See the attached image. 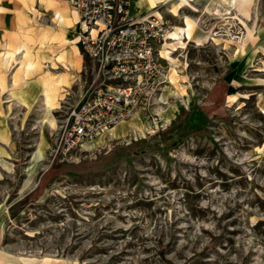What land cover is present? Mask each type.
Returning <instances> with one entry per match:
<instances>
[{
  "label": "rangeland",
  "instance_id": "obj_1",
  "mask_svg": "<svg viewBox=\"0 0 264 264\" xmlns=\"http://www.w3.org/2000/svg\"><path fill=\"white\" fill-rule=\"evenodd\" d=\"M174 2L152 6L159 18L142 15L169 21L170 32L191 16L192 36L206 43L182 45L169 62L164 40L161 91L120 122L136 126L119 137L115 125L63 155L61 126L96 70L75 13L69 0H0V256L264 264V0L237 3L238 16L218 24L186 6L174 16ZM61 8L69 25L54 19ZM26 62L35 66L23 76ZM43 81L57 82L54 103L43 100ZM154 115L158 130L148 127ZM87 142L96 150L84 151Z\"/></svg>",
  "mask_w": 264,
  "mask_h": 264
},
{
  "label": "built area",
  "instance_id": "obj_2",
  "mask_svg": "<svg viewBox=\"0 0 264 264\" xmlns=\"http://www.w3.org/2000/svg\"><path fill=\"white\" fill-rule=\"evenodd\" d=\"M135 0H69L77 16V42L96 70L80 100L69 108L56 152L107 135L115 125L147 110L164 83L160 47L172 25L138 14ZM165 79V78H164ZM148 127L163 125L158 116Z\"/></svg>",
  "mask_w": 264,
  "mask_h": 264
},
{
  "label": "bare ground",
  "instance_id": "obj_3",
  "mask_svg": "<svg viewBox=\"0 0 264 264\" xmlns=\"http://www.w3.org/2000/svg\"><path fill=\"white\" fill-rule=\"evenodd\" d=\"M146 1V7L145 9H143L142 7V3L143 0H138V4L137 7L141 8L144 10V12H151L152 15H155L157 18L160 17L159 12L157 11H153L152 10V6H156L157 4H163L166 2V0H145ZM190 1L192 0H175L173 6L171 8H168V12L172 13L174 16H178L177 15V9L181 8V7H189V9H191L192 11H198V9L194 6H192L190 4ZM248 0H211L210 4L205 8V10L203 9V12H205L208 15H213L215 17V15L217 16L218 14H220L219 10L217 9V4L218 3H224L230 6H234L236 3H240L243 4L244 2H246ZM136 2V3H137ZM247 4V3H246ZM245 5V4H244ZM141 6V7H140ZM31 7V6H30ZM66 8V7H65ZM32 10V9H31ZM35 10V9H34ZM152 10V11H151ZM221 10V9H220ZM226 10V8L224 9ZM36 11V10H35ZM222 11V10H221ZM226 13H228L227 11H225ZM240 11H238L239 13ZM33 13V11H32ZM68 10H59V11H55L54 12V19L56 21H64L65 24L69 25L71 22L69 21V18L67 17ZM34 14V13H33ZM222 14V13H221ZM220 14V15H221ZM241 14V13H240ZM36 15V14H35ZM182 17H180L181 19ZM183 20V21H182ZM225 20V19H224ZM181 25L179 26H175L173 28V30L169 33V36L166 39L165 42V46L166 45H170L172 44L171 48L172 50L168 49L167 47H164V51H163V58L164 60L166 59L169 62H174V58L172 57V54L177 50V48H180L182 45L189 43V42H193L195 43L197 46H201L204 43H206V41L201 38H197L195 36H192V28L193 26L196 24V21L192 18L189 17L187 15L183 16V19H181ZM73 30H75V25L73 23L72 25ZM61 42V40H60ZM25 55V54H24ZM10 57V55H9ZM12 60V59H10ZM9 60V61H10ZM3 61V60H2ZM6 64V63H5ZM64 64V63H63ZM68 63H66L67 65ZM20 65V64H19ZM65 65V64H64ZM69 65V64H68ZM4 66V64H3ZM7 66V65H6ZM4 66V67H6ZM34 63L31 62H26L24 64H22V69H20L22 71L23 76L26 75L29 71H31L34 68ZM58 84L57 82L54 81V84H48L46 81H43L41 83V87H42V95H43V100L45 101V103H54L55 101V96H56V91H58ZM171 91V90H170ZM172 95H176V92L174 89H172L171 91ZM228 103H233L236 101V98L233 95H229L228 96ZM168 105V104H167ZM174 105V104H173ZM170 106V105H169ZM173 107V106H172ZM163 111V110H162ZM172 111V109H171ZM161 112V111H160ZM171 115V114H170ZM167 116V115H166ZM166 119V118H165ZM169 120V119H168ZM128 121V120H127ZM162 121V120H161ZM165 121V120H164ZM132 125L136 126V123L133 121H129L128 123H120L118 125H116V127L114 128V134L115 136H119V137H125V132L128 130V128L132 127ZM53 126V120H49V127ZM136 128V127H135ZM134 130V129H132ZM128 133V132H127ZM112 135V134H111ZM122 135V136H121ZM118 137V138H119ZM105 138V137H104ZM101 139V138H100ZM104 140V139H103ZM96 141V140H95ZM105 141V140H104ZM96 142H87L84 143L82 145V149L85 151L87 150H92L95 149L96 150V146H95ZM27 183H25L26 185ZM3 253V252H2ZM5 254V253H4ZM3 254V255H4ZM8 257H13L12 254H8ZM6 255V256H7ZM15 257V256H14ZM18 257V256H17ZM18 260H20L22 262V264L25 263H33V262H37V259L31 258V257H18ZM51 264H64V262L62 260H58L56 258H52L51 259Z\"/></svg>",
  "mask_w": 264,
  "mask_h": 264
},
{
  "label": "crops",
  "instance_id": "obj_4",
  "mask_svg": "<svg viewBox=\"0 0 264 264\" xmlns=\"http://www.w3.org/2000/svg\"><path fill=\"white\" fill-rule=\"evenodd\" d=\"M137 1L138 0H135V2H134L135 7H137L136 6ZM166 1H169V0H166ZM210 2H211V0H192V1H190V4L194 7H196L198 9V11H192L191 9H189V7H187L186 10L188 12H190L191 15H193V17H198V19H200V20L204 19V21L208 19L209 21H214L213 22L214 24L220 23L221 22L220 19H222V20L225 19L228 21L234 20V18L238 16V11L241 12L243 10L242 7L239 6L237 3L234 6H230L227 4L224 5V3H218L217 9L219 10L220 14L221 13L222 14L221 15L218 14L217 16L215 15V17H214L213 15H208L205 12H203V9L205 10V8L210 4ZM142 6H143V8H145L146 3L143 2ZM225 8H226V10H224ZM136 9H138V12H140L138 7ZM225 11H227L228 13H226ZM145 13L146 12H144V13L142 12V13H140V15L145 14ZM75 16H76V14H75ZM189 17H191V16H189ZM76 18H77V16H76ZM76 22H77V19H76ZM0 264H22V262L20 260H18L17 258H14V257H2V256H0ZM25 264H27V263H25ZM28 264H34V263L30 262Z\"/></svg>",
  "mask_w": 264,
  "mask_h": 264
},
{
  "label": "trees",
  "instance_id": "obj_5",
  "mask_svg": "<svg viewBox=\"0 0 264 264\" xmlns=\"http://www.w3.org/2000/svg\"><path fill=\"white\" fill-rule=\"evenodd\" d=\"M222 79V78H221ZM185 111L182 109V114L184 113ZM179 120V117L177 118Z\"/></svg>",
  "mask_w": 264,
  "mask_h": 264
}]
</instances>
